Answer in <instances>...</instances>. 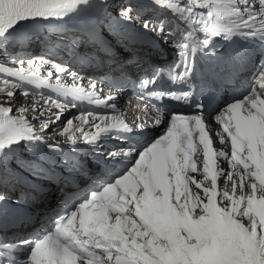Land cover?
Listing matches in <instances>:
<instances>
[{"label": "snow or ice", "instance_id": "snow-or-ice-1", "mask_svg": "<svg viewBox=\"0 0 264 264\" xmlns=\"http://www.w3.org/2000/svg\"><path fill=\"white\" fill-rule=\"evenodd\" d=\"M93 2L0 0V57L19 65L0 64V94L5 96L0 101V264H264V58L255 65L248 94L234 97L218 111L216 122L221 131L215 135L225 146L220 149L213 147L211 130L206 128L204 103L193 100L205 88L211 90V83L200 88L192 83L198 53L207 52L216 58L220 47L214 43L216 37L229 41L240 36L264 45V0H153L170 13L155 18H143L132 4L120 8L121 21L163 36L177 50L173 64L141 78L136 85L139 94L150 100L166 96L192 105L195 111L168 112L165 132L153 142L140 149L131 145L113 149L101 157L119 163L138 156L131 168L105 173L110 178L96 185L73 210L58 215L53 230L25 240L4 237L3 223L17 216L10 193L25 182L18 168H27L38 178L55 180L59 175L55 165H45L52 154H59V164L65 169L79 174L86 171L78 153H73L77 158L72 159L56 141L45 139L50 130L65 136L73 147L81 142L96 145L109 133L133 131L117 117L91 112L61 124L69 104L74 108L78 102L87 101L115 110V104L109 102L117 96L99 98L97 83L104 82L99 77L88 78L91 91L77 83L69 86L62 83L64 74L74 81L83 77L67 65L44 55L25 58L13 51L18 43L32 41L33 36L24 31L28 24L63 21ZM105 28L131 53L125 63L136 62L139 56L135 45L143 41L112 27L110 21L92 16L77 24L70 39L61 42L75 57L107 63L115 49ZM198 33L204 38L200 39ZM81 46L92 51L81 52ZM218 59L212 79L223 80L221 66L234 67L233 58ZM44 65H50L46 76L40 71ZM118 67L122 69V65ZM161 75L183 87L154 89ZM25 85L52 89L59 98L41 97L15 109L3 106L11 104L20 90L28 95ZM64 97L73 103L62 100ZM14 110L20 114L11 115ZM30 113L36 123L28 119ZM138 127L142 131L144 126ZM22 144L35 159L21 162ZM95 154L100 156L99 151ZM224 161L228 170L222 167ZM59 178L70 182L66 177ZM25 198L21 193L14 202L18 205ZM22 246H27L23 259L18 255Z\"/></svg>", "mask_w": 264, "mask_h": 264}, {"label": "bare ground", "instance_id": "bare-ground-1", "mask_svg": "<svg viewBox=\"0 0 264 264\" xmlns=\"http://www.w3.org/2000/svg\"><path fill=\"white\" fill-rule=\"evenodd\" d=\"M49 31L54 32L55 29H53V28L50 27V28H49ZM39 41H40V39H35L30 45H31V46H32V45H37V44H39ZM26 42H27V41H26ZM26 42H24V43H26ZM24 43H18V44L15 46L14 49H15V50H19L20 48L23 47ZM164 47L166 48V50H167L168 52L172 49V47H171L169 44L164 45ZM167 51H166V53L168 54ZM1 58H2V57H0V59H1ZM115 58H117V57H115ZM4 99H5L4 94H0V101H3ZM35 99H36V98L33 97V95H31V94L23 95L22 92H21V90H20V91L17 92V95H16L15 99L12 100L11 104H5V105H3V106L13 107V108L15 109L16 106H18V105H28V104H30V102H31L32 100H35ZM11 114L17 116V115H19L20 113H19L18 111L14 110ZM28 119H29V120H32L31 113L28 115ZM32 121H33L32 123H36L34 120H32ZM57 191H58V186H54V187L52 188V190L49 191V193H48V197H45V198L41 201L42 206L52 205L53 202L55 201V196H56Z\"/></svg>", "mask_w": 264, "mask_h": 264}]
</instances>
